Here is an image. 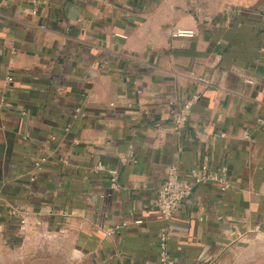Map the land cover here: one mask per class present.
I'll return each mask as SVG.
<instances>
[{
  "label": "crops",
  "instance_id": "1",
  "mask_svg": "<svg viewBox=\"0 0 264 264\" xmlns=\"http://www.w3.org/2000/svg\"><path fill=\"white\" fill-rule=\"evenodd\" d=\"M260 118L264 0H0V264H162L167 167L202 162L231 187L194 186L170 256L264 264Z\"/></svg>",
  "mask_w": 264,
  "mask_h": 264
},
{
  "label": "built area",
  "instance_id": "2",
  "mask_svg": "<svg viewBox=\"0 0 264 264\" xmlns=\"http://www.w3.org/2000/svg\"><path fill=\"white\" fill-rule=\"evenodd\" d=\"M196 34L195 30L175 26L172 30V37H187L192 38ZM123 38H127L126 35H120ZM8 81H13V77H8ZM250 82H252L250 80ZM198 98L197 95L189 98L182 107L174 113V122L178 126H182L188 119L192 110V107ZM79 111V110H78ZM259 124H264V119H258ZM70 127V125H68ZM67 127V128H68ZM248 132L244 135L248 137ZM46 161L45 157L39 158L36 161L35 166L41 168L43 162ZM110 173H116L115 170ZM32 180H35L33 177ZM214 183L219 185L221 191H227L231 187V183L228 176V169L226 166H222L219 169H213L209 163L202 162L198 166L190 170L187 177H183L179 168L176 165L167 167V177L164 184L159 190L157 205L162 215L166 226L161 230L159 234V261L162 264H175L174 259L170 256L169 252V228L167 224L172 219L174 213L178 210L180 204L191 194L195 185ZM13 214L14 211H13ZM140 222V221H138ZM20 223L25 225V218H21ZM124 222L121 225H116L113 229L107 231L108 235H115L121 229L126 226Z\"/></svg>",
  "mask_w": 264,
  "mask_h": 264
},
{
  "label": "rangeland",
  "instance_id": "3",
  "mask_svg": "<svg viewBox=\"0 0 264 264\" xmlns=\"http://www.w3.org/2000/svg\"><path fill=\"white\" fill-rule=\"evenodd\" d=\"M48 237V236H47ZM46 264V263H45ZM47 264H50V263H47ZM53 264V263H52Z\"/></svg>",
  "mask_w": 264,
  "mask_h": 264
}]
</instances>
